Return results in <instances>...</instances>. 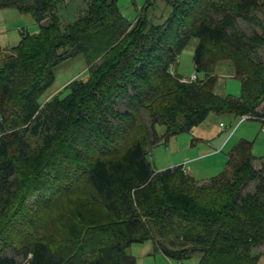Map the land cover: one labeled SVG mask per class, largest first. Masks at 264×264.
<instances>
[{
	"label": "trees",
	"instance_id": "obj_1",
	"mask_svg": "<svg viewBox=\"0 0 264 264\" xmlns=\"http://www.w3.org/2000/svg\"><path fill=\"white\" fill-rule=\"evenodd\" d=\"M62 1L0 0L39 27L20 31L0 65V264H134L125 249L147 240L178 261L258 264L264 157L253 143L239 141L205 182L180 166L154 170L151 150L211 114L264 122V0H153L132 23L117 0H88L86 16L64 30ZM160 5L166 14L155 21ZM192 41L193 80L171 70ZM79 54L87 78L40 101L53 68ZM219 68L238 79L237 96L215 94ZM54 170H75L88 193L42 220L45 210L25 201ZM172 231L177 240L158 241Z\"/></svg>",
	"mask_w": 264,
	"mask_h": 264
},
{
	"label": "rangeland",
	"instance_id": "obj_2",
	"mask_svg": "<svg viewBox=\"0 0 264 264\" xmlns=\"http://www.w3.org/2000/svg\"><path fill=\"white\" fill-rule=\"evenodd\" d=\"M152 2L153 0H117V6L126 21L132 23L136 20L147 3ZM88 5V0H63L56 10L61 29L64 30L69 24L71 25L86 16ZM155 9L153 20H159L160 15L162 18L165 16L166 9L163 5L157 8L155 6ZM20 31L28 35H33L38 33L39 27L30 14H21L15 9L0 10V65L2 61L11 54L12 48L19 43L21 39ZM194 46L195 41H192L187 49L181 52L175 63L176 65L174 64L175 67H171L172 71H175L176 74L182 77L191 78V75L195 73L192 62ZM261 53H263V51H261ZM87 71L88 66L83 54H79L74 58L66 59L59 63L52 70V84L44 91L39 100L45 101L55 95H65L66 92L64 89L67 84L74 80L86 79ZM217 72H221V77L215 86V94L221 96L226 94L237 96L240 89L239 81L232 77L230 69L219 68ZM196 75L198 79L204 77L200 72H196ZM220 123L223 124L224 128L219 126ZM202 126L211 132L212 136H219L221 145L224 142L227 144V142L230 141L227 145L225 144L224 153H227L233 145L235 146L239 142L240 137H242V139L252 140V154L254 156H264V134L262 132L264 122L262 121L254 119L242 120V118L238 119L228 114L223 116L211 114L207 117ZM188 136H190V134H188ZM171 142L172 141L169 140L164 145L160 144V146H162V148L166 147L165 151H167L166 149L173 148V146L170 145ZM212 142H214V139L209 143L211 144ZM159 148L160 147L157 145L151 150V159L152 155H156L158 150H161V148ZM153 163V160H151V164L154 167ZM259 164L260 163L257 161L254 163V166L257 167ZM187 168L188 167H184L183 169L188 170ZM222 169L216 171L212 170L213 173L210 174L209 177L216 175ZM48 179L50 180L44 188L36 190L27 201H25V209L28 211L38 205L45 210V214L43 213L41 215L42 220H45L48 215L53 216L59 212L55 208H59L65 198H77L78 196H84L88 193L85 179L77 174L75 170H64L62 173L54 170V172L48 174ZM252 187L253 184H249L245 191L252 190ZM61 194L63 195L62 199H60ZM44 203H46L47 207L43 205ZM16 224H18V226L14 228L19 230V225L21 224L19 220H17ZM172 232H167V234L162 239L159 238L158 241L167 246L170 241L176 239L177 233ZM155 242L157 244L156 239ZM5 253L12 254V248L10 247ZM125 253L132 258L134 264H198L200 259L198 254L189 259L179 261L167 258L150 240L132 244L125 249ZM257 253L260 256L258 264H264V245L257 249ZM12 255L16 258L17 263L23 261L22 255Z\"/></svg>",
	"mask_w": 264,
	"mask_h": 264
},
{
	"label": "crops",
	"instance_id": "obj_3",
	"mask_svg": "<svg viewBox=\"0 0 264 264\" xmlns=\"http://www.w3.org/2000/svg\"><path fill=\"white\" fill-rule=\"evenodd\" d=\"M202 125L195 127L190 133V136L188 134H178L162 141L160 144L164 145L167 141L171 140L172 144L170 143V145L173 148L166 149L167 151H165L166 147L162 148L160 144L158 145L161 150H158L156 155H152L151 159L154 162V167L152 166L154 170L161 171L178 166L182 168L188 167L187 173L191 177L198 180V182H205L215 176L209 177L213 173L212 170L224 169L229 152L234 145L227 153H224V149L230 141L227 144L224 142L221 145L219 136H212L211 132ZM262 132L264 134V128ZM212 139H214V142L210 144L209 142ZM241 140L252 142V140L249 141L248 139H242L240 137L239 141Z\"/></svg>",
	"mask_w": 264,
	"mask_h": 264
},
{
	"label": "built area",
	"instance_id": "obj_4",
	"mask_svg": "<svg viewBox=\"0 0 264 264\" xmlns=\"http://www.w3.org/2000/svg\"><path fill=\"white\" fill-rule=\"evenodd\" d=\"M189 79L193 80V79H195V76L192 75L191 78H189ZM247 119H252V118H251V117H248V116H244V117H242V120H247ZM219 126H220L221 128H223V124H222V123H220Z\"/></svg>",
	"mask_w": 264,
	"mask_h": 264
}]
</instances>
